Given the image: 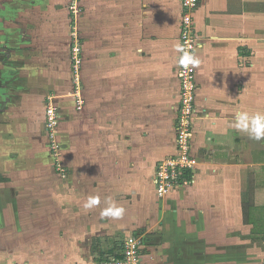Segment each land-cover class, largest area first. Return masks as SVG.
<instances>
[{
	"label": "crops",
	"instance_id": "crops-1",
	"mask_svg": "<svg viewBox=\"0 0 264 264\" xmlns=\"http://www.w3.org/2000/svg\"><path fill=\"white\" fill-rule=\"evenodd\" d=\"M70 2L0 0V264H92L121 250L122 244L117 245L120 227L111 216L100 215L112 197L99 199L98 212H94L98 218L88 217L90 210L81 206L70 207L60 223L42 230L31 221L36 195L12 189L19 180L27 187L37 186V174L12 170L11 176L8 172L9 165L25 157L31 166L38 164L34 144L46 142L45 125L49 142H55L46 124L50 99L62 117L70 103L76 113L83 110H77L71 93L73 28L80 36L98 33V44L93 47L98 51L100 130L112 134L114 123L120 127L125 116L131 126L137 124L145 131L150 127L149 113L163 120L166 109L172 108L170 86L177 83L180 91L182 0H82L78 16L70 12ZM195 25L202 42L197 51L198 119L193 142L199 182L191 193L180 192L175 201L182 205L184 196H191L194 204L188 210L177 209L183 223L177 217L171 220L175 231L167 229L165 218L168 199L175 191L161 198L153 185L165 213L159 226L175 237L174 264H200L202 260L201 264H240L245 255L240 250L231 252L232 244L241 245L242 235L232 230L238 226L232 224L231 208L245 207L243 216L251 221L252 210L264 206V184L259 185L264 182V138L252 139L235 127L239 113L264 115V0H201ZM85 64L84 57L83 97ZM162 93L166 106L158 113L149 97L161 98ZM177 105L178 99L173 113ZM44 160L55 166L49 153ZM245 193L252 199L249 205L243 200ZM27 195L31 199L23 200ZM124 215L129 223L127 206ZM254 224L251 221L248 226ZM195 244L205 248L196 252L191 247ZM148 248L146 264H155L157 257L158 264H168L170 250L163 246L157 252L153 241Z\"/></svg>",
	"mask_w": 264,
	"mask_h": 264
},
{
	"label": "rangeland",
	"instance_id": "rangeland-1",
	"mask_svg": "<svg viewBox=\"0 0 264 264\" xmlns=\"http://www.w3.org/2000/svg\"><path fill=\"white\" fill-rule=\"evenodd\" d=\"M96 27H98V23ZM81 38L83 54L87 63L84 67L85 105H83V110L76 113L70 103L63 117L61 116L60 128L58 131L55 130V142H49L50 138L46 133L45 125L46 142L39 141L34 144L39 156L37 165L31 166L27 157L22 162L15 161V165H9L8 172L11 176L13 171L17 174L19 171H27L36 173L38 176L37 186L27 187L25 181L19 180L14 183L12 189L23 188V194H30L33 191L36 195H32L35 202L31 207L33 220H30L36 222L40 228L42 226V230L43 227H50L52 223H60L62 215L65 214L63 212L68 211L70 207L81 206L85 209L84 203L89 196H98L99 199L103 196L106 199L112 197L109 202H115L117 207L124 209V212L126 206L129 210V223L123 218L126 216L124 212L118 218L111 217V221H114L113 224L117 228L120 227L117 229L120 231V235L117 236L119 239L117 245H121L128 236L144 234L151 242H154L157 252L165 246L170 250L167 258L170 259L172 254V258H175L173 253L176 249L175 237L172 233L167 232L166 235L164 232L168 228L175 231L176 228L171 225L170 221L176 220V217L177 221H181L179 216L182 213L177 210L179 207H186L188 210L194 206L190 199L191 196H184L186 202L182 205L175 201L179 198L180 192L191 193L192 189L198 186L199 181L185 189L174 190V194L168 199V211L165 214L162 211L164 207L162 204L160 205L153 190L152 177L157 169V164L171 156L175 144L177 145V142H174L176 138L174 119L177 118L178 105L174 113L173 106L177 99L178 104L180 102L179 87L176 83L175 86H170V91H167L172 93L174 100L171 104L172 108L166 109V116L163 120L157 119V115L154 113L146 114L147 118L150 117V127L145 131L139 130L137 124L131 126L130 122H126L125 116L120 127L114 123L112 134L108 130H100L101 126L98 123V51L93 47L95 43L98 44V33L81 34ZM155 95L157 96L158 93ZM149 99L155 111L162 113L165 110L163 106H166V102L163 93L161 98L154 96ZM36 107L33 106L34 109ZM173 121L174 130L172 129ZM9 137L8 135V142L10 141ZM54 144L57 145L54 146ZM48 153L54 159V167L52 162L44 160L48 158ZM191 155L194 157L193 149ZM197 164L195 165L196 169ZM58 168L62 170L58 171ZM263 184V181L259 182V185ZM205 189L206 187H204ZM244 197L243 200L247 205L252 203L248 194L245 193ZM208 198L210 199L209 196H207ZM25 199H31V195L23 198V200ZM88 210H90L86 213L88 217L98 216L96 214L98 205ZM243 212L246 214L245 207L244 210L243 208L237 210L235 207L231 208L232 224L238 226L232 230L242 234L241 245L232 244L231 252L236 251L235 253H237L240 250L245 255V260L240 264H264V206H261V209L252 210L251 221L255 223L253 228L248 226L251 221L244 218ZM162 214H165L168 222L167 229L159 226ZM29 215L26 213L25 219L28 220ZM114 237L116 238V235ZM107 242L105 245L111 247V243ZM191 247H194L196 252L198 249L205 248V246L197 244ZM172 258L168 264H174L175 260ZM202 262L204 260L200 261V264ZM155 264H158V257Z\"/></svg>",
	"mask_w": 264,
	"mask_h": 264
},
{
	"label": "built area",
	"instance_id": "built-area-1",
	"mask_svg": "<svg viewBox=\"0 0 264 264\" xmlns=\"http://www.w3.org/2000/svg\"><path fill=\"white\" fill-rule=\"evenodd\" d=\"M71 0L69 10L78 16L81 12L80 2ZM201 0H182V19L180 32V53L178 78L180 83V102L175 120L176 152L157 164L152 177L157 196L165 198L174 190L185 189L196 184V160L191 155L194 142L195 122L198 119L196 111L197 98V64L190 62L181 64L182 58L194 57L197 60V51L202 47L201 38L195 25V14ZM70 66L73 77L72 94L77 110L81 111L85 100L81 71L84 63L83 42L77 28L70 34ZM60 109L52 99L46 108V124L48 131L54 135L59 125ZM150 245L149 238L144 234L128 236L122 243L119 254L108 256L92 264H146V256Z\"/></svg>",
	"mask_w": 264,
	"mask_h": 264
},
{
	"label": "clouds",
	"instance_id": "clouds-1",
	"mask_svg": "<svg viewBox=\"0 0 264 264\" xmlns=\"http://www.w3.org/2000/svg\"><path fill=\"white\" fill-rule=\"evenodd\" d=\"M188 62L192 64L199 63L194 57H185L180 61L181 64H186ZM235 127L240 131L246 132L250 138L260 140L264 138V115L257 114L253 117H249L246 113H239L236 116ZM99 202L98 196H89L84 203V207L85 209H90L98 205ZM106 203H108V207L101 211L100 215L102 218L104 216L118 218L123 214L124 209L117 207L115 202L106 201Z\"/></svg>",
	"mask_w": 264,
	"mask_h": 264
}]
</instances>
